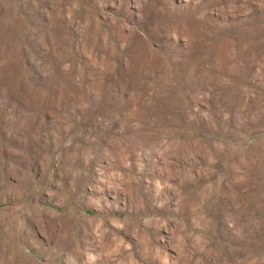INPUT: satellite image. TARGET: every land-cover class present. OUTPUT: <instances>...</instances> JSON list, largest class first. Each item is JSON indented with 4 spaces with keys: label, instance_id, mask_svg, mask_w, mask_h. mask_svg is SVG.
Wrapping results in <instances>:
<instances>
[{
    "label": "rangeland",
    "instance_id": "rangeland-1",
    "mask_svg": "<svg viewBox=\"0 0 264 264\" xmlns=\"http://www.w3.org/2000/svg\"><path fill=\"white\" fill-rule=\"evenodd\" d=\"M0 264H264V0H0Z\"/></svg>",
    "mask_w": 264,
    "mask_h": 264
}]
</instances>
